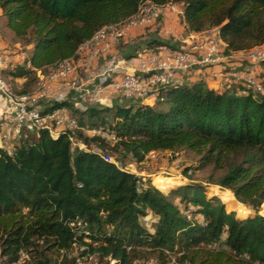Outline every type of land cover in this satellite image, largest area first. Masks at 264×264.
I'll return each mask as SVG.
<instances>
[{"label":"trees","instance_id":"trees-1","mask_svg":"<svg viewBox=\"0 0 264 264\" xmlns=\"http://www.w3.org/2000/svg\"><path fill=\"white\" fill-rule=\"evenodd\" d=\"M142 1L0 0V10L14 34L28 38L33 66L44 70L74 57L98 28L133 15ZM151 1L181 3L186 30L217 29L226 54L264 43V0ZM163 45L152 39L147 47L156 51ZM259 65L263 91L257 93L244 94L242 84L237 91L229 85L219 91L199 78L161 86L153 104H92L79 111L64 102L75 116L81 114L76 134L87 149L72 148L67 131L51 137L46 128L15 139L11 152L0 148L4 262L16 264L24 252L32 264H49L43 260L46 251L67 256L82 248L81 256L93 253L116 264H137L149 251L157 252L162 264L169 254L180 264H264V214L259 213L264 204V58ZM4 72L25 83L33 74L21 64ZM101 126L117 140L84 132ZM180 148L199 155L193 168L211 165L222 171L214 182L253 212L238 217L198 182L166 191L168 186L158 188L116 163H141L151 151ZM104 150L116 162L107 160ZM187 209L190 219L183 213ZM148 214L149 226L143 222Z\"/></svg>","mask_w":264,"mask_h":264},{"label":"built area","instance_id":"built-area-1","mask_svg":"<svg viewBox=\"0 0 264 264\" xmlns=\"http://www.w3.org/2000/svg\"><path fill=\"white\" fill-rule=\"evenodd\" d=\"M174 6L175 3L142 1L133 15L98 28L78 46L74 57L58 61L47 74L33 66L30 54L0 51V148L11 152L15 139L26 132L36 133L40 128H46L51 137L67 131L72 148L87 149L85 143L77 138L76 132L81 129L78 119L64 102H70L79 111L92 104L105 105L108 94H117L128 101L149 103V99L155 100L161 86L175 81L177 74L198 72L226 61L229 58V54L224 52L226 44L215 28L205 30L208 34L204 43L199 45H163L156 51L145 46L130 57L116 55V46L131 29L158 24L167 10L174 9ZM239 52L247 60L259 63L264 58V43ZM99 58L103 64L96 68L95 60ZM14 64H21L38 76L35 89L21 93L13 89L4 69ZM233 77L244 86V94L263 91L258 76L249 67L234 71ZM56 103L62 105L43 113L45 108ZM84 132L110 142L117 140L107 126L85 129ZM94 150L101 152L97 147ZM104 157L114 161L107 154ZM183 213L189 219L192 217L189 209ZM151 219V214L143 217L144 224L149 226ZM24 254L21 252V257ZM83 256L92 258L95 254ZM109 260L110 264H116L115 259ZM168 264L180 263L169 254Z\"/></svg>","mask_w":264,"mask_h":264},{"label":"rangeland","instance_id":"rangeland-1","mask_svg":"<svg viewBox=\"0 0 264 264\" xmlns=\"http://www.w3.org/2000/svg\"><path fill=\"white\" fill-rule=\"evenodd\" d=\"M176 5L177 7L181 6L180 3ZM177 7L175 9H178ZM179 20L180 18H177L176 22L179 23ZM161 24L162 21H160L155 26H161ZM181 30L182 32L186 31L184 28L182 29V27ZM169 37L173 36L170 35ZM198 39L203 40V37H198ZM149 45L152 49H155L156 47L152 44ZM31 49L32 45L28 43V38L17 37L8 27L6 18L3 15H0V51H8L10 53L23 51L26 54H31ZM140 49H142L141 46H139V50ZM232 63L234 64L230 65ZM247 67L251 68L253 72L259 76V63L247 60L242 54H240L239 51H237L235 53L229 54V58L219 65L203 68L202 70L194 73L197 74V78L203 79L205 82L208 81V83H210L212 86H215L213 82L218 80L219 82L217 83L216 87L218 89L220 88L219 86L226 89L227 85H229L231 89L237 91L241 88V85L240 83L234 81L233 72L245 69ZM218 68L223 71L221 72L223 73L221 76L217 75L218 72H214V70ZM50 70V66L46 67L43 70V73L47 74L50 72ZM226 73H228V75H226ZM208 76H210L212 80H209ZM7 78L9 83L13 86V89L17 92L22 89L32 91L36 88L38 82V76L34 73L30 75L28 83H25L26 79L22 78L14 79L9 76ZM76 116L79 117L81 114L77 113ZM90 148H95V145L92 142H90ZM104 153L109 155L111 159L114 160L110 150H104ZM198 161L199 155L197 153L180 148L175 150L151 151L145 156V160L141 163L115 162L119 165H122L130 172L142 176L143 180L149 178L151 183L158 188L161 187V185L168 186L166 191L189 181L198 182L205 187L206 195L208 197L213 195L217 196L219 200L223 202L226 209L229 211H234L238 217H246L248 214L253 212L249 207L239 202L229 189L221 187L219 184L214 182L222 173V171L214 170L211 165H208L202 169L193 168V166L198 164ZM186 168H188V171L185 173ZM168 179L173 182L166 183ZM172 199L178 200V197H172ZM259 213L264 214V204H261ZM219 245L220 244H213V246ZM80 251V249L78 252L75 250L69 253L67 256H61L53 252L46 251L44 252L43 260H48L49 264H110L109 259H99L96 255L92 258L81 256L79 255ZM146 256L147 257L145 260L139 259L137 264H162L161 260L158 258L157 252L149 251ZM33 261L34 259L24 254L16 264H32ZM0 264H6L1 256ZM165 264H168V262Z\"/></svg>","mask_w":264,"mask_h":264},{"label":"crops","instance_id":"crops-1","mask_svg":"<svg viewBox=\"0 0 264 264\" xmlns=\"http://www.w3.org/2000/svg\"><path fill=\"white\" fill-rule=\"evenodd\" d=\"M175 3L174 9L172 10H167L166 16L164 19H162V24L161 26H139L131 29L125 37L119 42V44L115 48V53L119 57H130L134 55L137 51H139V46L142 48L146 46V44L151 40V39H157L160 40L164 43H166V46L169 47H176V46H188L190 43L193 44H202L205 41V35L208 34L207 31H201V32H192V31H187L185 28V25L180 22H176V19L180 18L181 12H182V5L180 3V7H177ZM179 6V5H178ZM178 9H175V8ZM0 15L1 10H0ZM180 24V25H179ZM184 28L186 31L182 32L181 30ZM172 35L173 37H169ZM198 37H203V40L198 39ZM141 50V49H140ZM235 53V52H233ZM103 64L102 58H99L95 60V67L99 68ZM234 63L230 64L233 65ZM214 72H218L217 75L221 76L223 71H221L219 68L215 69ZM228 75V73H226ZM199 79L197 78V74L195 73H185V74H177L175 76V81H192ZM209 80H212L210 76H208ZM219 81L213 82L215 86H212L208 81L206 84L209 87H213L216 90L221 91L222 87L219 86L220 88L217 87V83ZM145 102V101H144ZM148 102L150 104L154 103L153 98L149 99ZM131 103H135L134 101H128L123 99L117 94H108L105 99V105H114V104H120V105H129Z\"/></svg>","mask_w":264,"mask_h":264},{"label":"bare ground","instance_id":"bare-ground-1","mask_svg":"<svg viewBox=\"0 0 264 264\" xmlns=\"http://www.w3.org/2000/svg\"><path fill=\"white\" fill-rule=\"evenodd\" d=\"M170 181H171V180H170V179H168V180L166 181V183H172V182H173V181H171V182H170Z\"/></svg>","mask_w":264,"mask_h":264}]
</instances>
